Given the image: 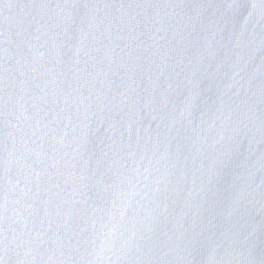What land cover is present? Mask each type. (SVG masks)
<instances>
[{
    "label": "water",
    "instance_id": "obj_1",
    "mask_svg": "<svg viewBox=\"0 0 264 264\" xmlns=\"http://www.w3.org/2000/svg\"><path fill=\"white\" fill-rule=\"evenodd\" d=\"M0 264H264V0H0Z\"/></svg>",
    "mask_w": 264,
    "mask_h": 264
}]
</instances>
